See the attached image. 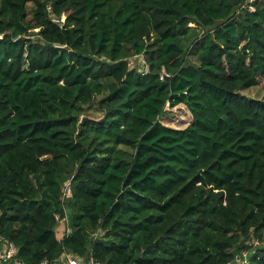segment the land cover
Here are the masks:
<instances>
[{
    "label": "trees",
    "instance_id": "1",
    "mask_svg": "<svg viewBox=\"0 0 264 264\" xmlns=\"http://www.w3.org/2000/svg\"><path fill=\"white\" fill-rule=\"evenodd\" d=\"M256 87L264 0H0V264H264Z\"/></svg>",
    "mask_w": 264,
    "mask_h": 264
},
{
    "label": "rangeland",
    "instance_id": "2",
    "mask_svg": "<svg viewBox=\"0 0 264 264\" xmlns=\"http://www.w3.org/2000/svg\"><path fill=\"white\" fill-rule=\"evenodd\" d=\"M192 59L195 60L196 59L195 56H193ZM139 61L140 62L142 61L141 57H139ZM244 94L250 97L264 99V90H262L259 87L246 90L244 91ZM167 108H168V114H166L162 118V123L165 124L166 126L174 127V128H185L192 122V115L190 114L186 106L179 105L175 108H170V107Z\"/></svg>",
    "mask_w": 264,
    "mask_h": 264
},
{
    "label": "built area",
    "instance_id": "3",
    "mask_svg": "<svg viewBox=\"0 0 264 264\" xmlns=\"http://www.w3.org/2000/svg\"><path fill=\"white\" fill-rule=\"evenodd\" d=\"M254 1L256 0H249L250 4H252ZM251 9H253L252 6H250ZM141 57V63L144 65V68L142 69L143 73H148L150 70L149 65L146 63V61L143 59L142 56ZM3 239L0 238V258L7 261L10 258H12L16 253H17V248L15 247L14 244H9V245H3V247L1 246V242ZM58 263H64V264H102L94 259H90L87 261H84L83 259H81L80 257L77 256H73L71 254H65L64 256H62L61 259H59L57 261ZM41 264H48L47 261L41 263Z\"/></svg>",
    "mask_w": 264,
    "mask_h": 264
}]
</instances>
